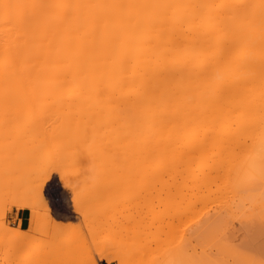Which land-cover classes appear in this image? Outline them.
I'll return each mask as SVG.
<instances>
[{"label":"bare ground","instance_id":"bare-ground-1","mask_svg":"<svg viewBox=\"0 0 264 264\" xmlns=\"http://www.w3.org/2000/svg\"><path fill=\"white\" fill-rule=\"evenodd\" d=\"M0 147V172H19L4 194L39 192L49 168L65 188L96 179L91 201L103 196V180L112 184L114 221L98 200L104 211L83 232L79 262L215 264L205 250L226 248L237 209L251 207L264 228V0H0ZM144 189L164 206L153 216L145 204L153 224L115 221L122 196L139 202L137 216ZM34 199L18 202L34 209L31 228L40 208L51 216ZM96 214L114 227L93 223ZM259 248L251 264H264V242ZM244 260L240 251L220 261Z\"/></svg>","mask_w":264,"mask_h":264},{"label":"rangeland","instance_id":"rangeland-1","mask_svg":"<svg viewBox=\"0 0 264 264\" xmlns=\"http://www.w3.org/2000/svg\"><path fill=\"white\" fill-rule=\"evenodd\" d=\"M2 136H3V134H2ZM10 136L13 137L14 135L10 134L8 136V139L11 141L13 139ZM5 138H7V136H5ZM10 141H9V144L11 145L12 142H10ZM9 144L7 143V145H9ZM5 145H2L3 148L4 147H6V148L9 147V146H7V145L5 146ZM45 146L46 145H43L42 147H45ZM26 149H28V147L24 146L22 151H24ZM2 150H4V149H2ZM0 154H1V151H0ZM0 162H2V161H0ZM30 166L31 165H29V167ZM14 167H15V165H14ZM32 167L35 168L34 166H32ZM15 168L17 170V166ZM49 169H48L49 171H53V172L50 173V175H51L50 178L48 180H46V182L43 185L42 190H40L39 192H36L34 194L32 193V195L30 193L32 190L29 191L30 188L26 190V187L23 188V189L21 188V190L20 189L16 190V192L18 191L17 193L16 192L9 193L11 195L6 193L8 196L6 194H4L3 187L7 184L6 183V179L9 180L11 178H15L16 176H18L19 172H18V174H16L17 173V171H16L15 173H13V175L11 177H8V176L12 174V171L14 170V168L12 169V171L11 170L7 171L8 173L7 172H5V173L4 172L3 173L0 172V264H29V261H32L30 264H80V263L83 264L82 262H79V261L81 259V255L83 254L82 256H84L85 248L88 247L89 245L86 244V243H85L86 245H84V243H83V245L81 244V242H82L81 240L83 239L82 235H83V232H85L84 233V237L87 235L88 228L90 227V225L92 223L91 222L92 218H94L93 212L95 213V211H96L95 209H97L99 207V210H100L99 212H103L104 211V207L102 209H101V207L104 206L105 201H107L108 202L107 204L108 205L110 204V206H112V209L108 208L109 206L108 207L106 206V208L110 212V214H109L110 216L109 215H107V216L109 217V220L111 222L114 221V211H113V209L115 207L113 206L114 205V201H111L113 198L112 199L109 198L110 196L112 197L111 189L108 190L109 189V185H110V187H112V184H110L109 180H107L108 182H106V180H103V181L101 180L102 181L101 185H104V184L107 185V183H108V186L105 187V185H104L102 187V189H104V187H105L104 190H100L99 189L100 191H103V196L104 197L102 195H100V196L103 197V198H105V197L106 198L103 200V198L101 199V197H100V199H99L98 198L99 196H96L97 198H92L94 200V202H93V200L91 201V198L87 199V197H88L87 193H89V191H91L90 189H92V188L95 189V185L96 184L94 182H96L98 184V181H96V179H95V181H94V179H92V181H94V182H92V181L90 182L87 179L88 181H84L83 180L80 183H79L78 180H74V181L71 180L72 184H73L72 185L73 187L65 188L63 186V184L60 182V180H61V172L56 170V169L55 170H51V168H49ZM52 169H53V167H52ZM0 171H1V169H0ZM29 172H30L29 175H35V173L31 174V173H33L31 170ZM6 174H8V175H6ZM14 174H15V176H14ZM111 179H113V178H111ZM111 179H110V181H111ZM11 180H13V179H11ZM97 180H98V178H97ZM8 182H10V180ZM87 183H90V186ZM138 184H135V186L138 185ZM8 185H10V184H8ZM140 185H141V183H140ZM140 185H139V187H140ZM113 186H115V184ZM121 186L122 185H120V187ZM99 187H101V186H99ZM113 189H114L113 191L115 192L116 191L115 187ZM116 189H117V187H116ZM144 190L145 191H143V192H141L142 190L141 191L138 190L142 197L146 194V193L144 194V192L148 191L147 189H144ZM41 191L43 193H41ZM93 191L96 192L97 190L96 191L93 190ZM122 192H125V191H122ZM91 193H92V191H91ZM142 193H143V195H142ZM164 193H162V197H165L166 194H164ZM125 194L127 195V191H126ZM136 194H138V193H136ZM147 194L145 196H147ZM76 195H79V196L81 195L82 200H81V198L79 199V196H76ZM131 195L132 194H129V196H131ZM152 195H154L153 198H151L152 196L149 195L151 199L149 198V196H147V198L145 200L146 202L143 201L144 199H142V197L140 198V200L142 199L141 200L142 203L139 204V205L142 208H139L140 206L137 207V211L140 209L137 212V216H136V211H135L136 208H135V206L139 202H137L135 199H132V201H130V199L128 200V198H126L125 196H122L125 200H123V198H122L121 200L118 199L119 201H117L118 207H116V208L119 211L117 213L115 212V218H116L115 221L119 220V222L122 223L123 226H126V224L127 225L128 224H130V225H132V224L138 225V222L140 224V221H142L140 218L143 219L144 218V214L145 213L148 214V212H149V211L148 212L146 211L147 210L146 206L148 207L149 203L151 204V206L149 205V207L152 209V212H153L154 209H155L154 212H158L159 209L162 210L164 208V206L161 205L159 201H158L159 203H157V200L159 199L158 193L155 192ZM74 196H76L79 199V202H80L79 203V205H80V209L79 210H75L73 208L74 202H73L72 199L75 198ZM93 196H91V197H93ZM145 196H144V198H145ZM32 197L35 198L34 201L35 200L38 201V199H39V201L41 200L40 202H43L42 200L44 199V200H46V203L51 206L50 207L51 208V216H49L48 218H46V216H45L47 214L46 213L47 210L42 209V208L39 209V211H40L39 213H41L42 217H44V218H42L40 216L41 219L40 220L38 219L39 222L36 221L35 222L36 224L34 223L32 225L33 228L30 227L29 214H30V212L34 211V209L33 208H29V207L18 206V202L19 201H23V200H27V199L29 201V198H32ZM64 197L67 198L66 201H62V200L65 199ZM107 197H108L109 200L107 199ZM68 198H69V201H68ZM119 198H120V196H119ZM133 198H135V197L133 196ZM136 198H137V196H136ZM156 198H158V199L156 200ZM165 199H167V197ZM30 200H32V199H30ZM98 200L100 201L99 203H101V201H102V203H101L102 206L101 205L98 206V204H99L97 202ZM140 200L138 199V201H140ZM121 201H122V203H121ZM152 201H155V203L152 202ZM88 202H91V204L88 203ZM143 202H145L144 206H143ZM96 203H97V205H96ZM94 204H95V207H94ZM119 204H120V208L122 209L121 210L122 213H121V211L119 209ZM145 204H148V205L145 206ZM154 205H155V208L153 207ZM157 205L161 206V208L158 209ZM92 206H93V208H92ZM246 206L248 207L249 204H247ZM143 207H145V208H143ZM149 207H148V210H150ZM250 208L249 207H248V209L244 208V210L242 209V211H241V208L237 209L238 211L236 210L237 211V213H236L237 215L235 214V216L233 217L234 221L232 220L233 221V222L231 221L232 224L229 225V227H231V228H228L229 231H228V229H227V231L225 229V231H226L225 236L226 235H227V237L229 236L228 237L229 239L226 238L225 236H222V237H224L223 239H224V241L227 244V245H225V242L223 241L224 245L226 246V248L222 245L223 243L220 242L221 239H219V238L221 236H219V238H217L216 240L214 239L213 241L216 242L218 240L219 242L217 241V243H219L220 246L222 245L221 248L220 247H217V248L214 247V248H212L213 251L211 250V247H208L209 249H206V250L204 249L206 253H209V250H210L211 258H213L214 255L218 256V257H216L217 260H215V258L213 259V262L215 264H221L220 260H222V261L224 260V262H226L228 260V257L231 258L232 255L237 254V252L239 254L240 251L245 257V260L243 261L242 264H251V262H250L251 260H249V257H252V255L254 256V255L258 254V251L260 250V248H259L260 243L262 244L264 242V228L261 227V225L256 220H254L255 219V217H254L255 213H254V216H253V214L251 215V213L253 211L250 212L249 211ZM143 210H144V212L141 215ZM97 212H98V209H97L96 213ZM131 212L134 213L133 215H134V217H136V219H134L133 216L129 215V214H132ZM154 212L152 213L153 216H155ZM159 212H160V210H159ZM159 212L157 213V215H159ZM164 212H165V210H164ZM254 212H256V211H254ZM161 213H162V211H161ZM90 214H91V216H90ZM117 214H118V216H116ZM138 214H140V216ZM147 214H145V216H147ZM119 215H121V216H119ZM102 216H99L98 219H100ZM105 216H106V214H105ZM150 216H151V214L148 215V217H146L147 220L149 218V221H147L146 218L143 219V220L147 221L149 223V225H152L153 224V220H156V218H153L151 216V220H150ZM87 217H88V220H87ZM108 217H107V219L103 218V220L101 218V225H103L102 223L105 224L104 221L106 220V222L107 221L109 222L108 224H110V226L114 227V222H113V225H112L110 223V221L108 220ZM49 218H51V219H49ZM138 218H139V220H138ZM98 219H97V214H96L95 219H93L94 220L93 223H96V222L100 223V221ZM144 221H142L140 226H142V225H143V227L145 226L146 223ZM120 223L118 224V222H116V224H118L120 226V228L118 226V229L123 230L124 228H122L123 226ZM148 223L146 224V226L148 225ZM86 224H87V227H86ZM108 224L106 223L105 227H107ZM35 226L39 227V230L37 232L36 231L34 232V229L36 228ZM257 227H259L260 229H257ZM8 228H9V231L11 229L18 228L19 230H21L26 235L24 236L22 234V232L20 231L21 233H18L19 236H18V234L15 235V236L11 235L12 237L11 236H7L8 231L6 232V230ZM126 228H127V226H126ZM126 228L124 230H126V232H127ZM122 232L124 233V231H122ZM224 233L221 232L222 235ZM22 236H24V239L22 238ZM27 236H28V238L30 237V239H28ZM126 236L127 235L122 236V239L126 238V240H127L128 236L127 237ZM217 236H218V234H217ZM18 237H20V238L18 239ZM71 237L74 238V239L70 240ZM201 237L202 238L204 237V239L208 237V240H209V236H201ZM201 237H199V239H200L199 241H200L201 244L199 242L197 243V241H194V242H195L196 245L200 244L199 247H201V249H203V247L206 245L207 241H206V243L204 242V244H203L204 240H202V242H201V239H202ZM225 238H226V240H225ZM122 239L119 238L117 243L122 244V243L119 242ZM196 239L198 240V238H196ZM74 240H75V244L73 243ZM210 240H212L211 236H210ZM111 241H113V240H111ZM124 242H127V241H124ZM76 243L78 245L77 247H76ZM123 244H125V243H123ZM113 245H114V243H113ZM202 245H203V247H202ZM213 245H214V243H213ZM40 246H42V247H40ZM206 246L204 248H206ZM211 246H212V242H211ZM216 246H218V245L216 244ZM231 246L234 247L233 248L234 250H232ZM199 247H198V250L200 249ZM223 247L225 248V250H224ZM38 248H40V249L44 248V250H42L40 252V250L37 251ZM218 250H220L219 251L220 253L217 252L218 254H215L216 251H218ZM223 250H224V255L225 256L222 255ZM235 250H237L236 253H235ZM29 251H31V252H29ZM87 251H88V249L86 248V252ZM28 252H29V256H28ZM37 252H40V255L42 253L43 257L38 255L40 260L38 259V256H37L36 257L37 261H36V259L33 256V254L36 255ZM96 252L98 253V250ZM30 253L32 254L33 257L30 255ZM230 254H232V255H230ZM262 255L263 254H260V256H262ZM143 256H146V255H143ZM223 256L225 258L221 259V258H223ZM84 257H86V256H84ZM84 257H83V260L85 262ZM97 257L99 258V256H97V255L95 256L96 261L99 260L97 263L109 264V263L106 262L105 259L101 258V260H100ZM141 257L142 256L138 257L137 259H139V260L141 259L142 260ZM33 259H34L35 262H33ZM130 259H131V257H129V259L127 258V261L130 260ZM218 259H219V263H217ZM252 262L255 263V261H252ZM114 264H117V263H114ZM222 264H226V263L222 262Z\"/></svg>","mask_w":264,"mask_h":264}]
</instances>
